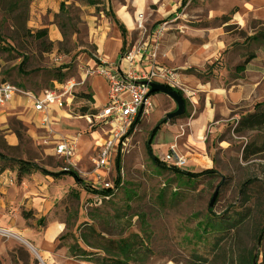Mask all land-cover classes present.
I'll return each instance as SVG.
<instances>
[{"label": "rangeland", "instance_id": "obj_1", "mask_svg": "<svg viewBox=\"0 0 264 264\" xmlns=\"http://www.w3.org/2000/svg\"><path fill=\"white\" fill-rule=\"evenodd\" d=\"M141 3L143 11H137L135 1H129L134 30L124 34L122 53L150 45L152 35L162 28L155 59L161 66L156 64L154 68L172 74L174 83L169 87L182 93L186 112L160 126L152 137V152L162 161L172 145L185 161L180 170L190 173L212 170L214 175L188 181L152 165L146 150L151 132L177 110L175 103L171 110L167 109L170 98L166 99L162 93L151 95L155 103L152 112L129 131L124 146L115 149L108 175L93 167L97 153L94 141L100 143V138L108 136V126L94 120L90 125L83 118V111L88 113L85 116H90L92 111L99 112L104 103L80 98L82 93L90 92V80L94 94L103 97L105 82L87 77L85 84L76 88L69 107L53 113L48 126L40 124L39 116L22 99H15V104L0 109V170L3 171L0 173L16 183L6 195L0 228L32 245L56 222L63 224V230L52 239V248L45 258L37 251L39 255L30 252L14 237L0 236V264H72L66 260V249L58 241L66 232V218L77 212L76 225L86 222V213L95 207L112 215V207H122L127 195L132 197V212L144 213L150 227L151 255L145 264H238L240 257L249 254L254 260L258 256L255 264L260 263L264 245H257V239L264 228V152L244 161L242 151L247 143L260 145L264 135L236 134L237 120L232 117L220 126L211 124L200 138L201 146L185 144L190 131L181 126L191 116L192 108L185 100L183 85L176 82L178 74L161 64L159 50L165 37L197 44L198 40L207 41L205 35L216 31L225 51L215 61L182 74L194 75L204 82L221 80L225 85L240 78L235 65L253 53L255 59L250 61L248 73H244V84L249 85L244 90L246 115L258 104L256 83L258 70L264 64V47L248 39L264 32V0H141ZM125 5L124 0H61L55 3V9L39 16L31 15L29 8L27 30L32 34L46 29L45 44L30 34L19 36L8 25L1 26L0 79L36 94L55 90L58 71L65 75L63 82H79L86 67L98 56L95 37L100 28L117 27L123 32L115 13ZM137 19L140 21L136 22ZM50 25L58 29L57 40L48 31ZM196 33H200L198 38L194 36ZM49 44L51 50L44 52ZM173 124L178 126L176 143L175 131L166 127ZM60 139L75 141L76 153L71 164L53 151L55 140ZM20 161L36 170L18 178ZM63 170L75 173L82 186L69 176L60 175ZM102 183L111 188L104 189ZM102 189L112 193L109 201L102 202V197L96 194ZM38 208L45 215L38 214ZM27 215L30 218L26 220ZM38 219H43L41 225ZM131 223L123 236L140 233L138 220L134 218ZM118 232L108 238L116 239ZM69 244L70 240L63 243Z\"/></svg>", "mask_w": 264, "mask_h": 264}, {"label": "crops", "instance_id": "obj_2", "mask_svg": "<svg viewBox=\"0 0 264 264\" xmlns=\"http://www.w3.org/2000/svg\"><path fill=\"white\" fill-rule=\"evenodd\" d=\"M57 1L60 2L61 0H31L30 14L39 16L42 13L46 12L48 9L51 8L55 9V3ZM124 1L127 3V5L122 6L115 13V20L118 21L119 26H122L123 32L120 33V30L117 27L109 29V28H105V26H102L100 30L97 32L95 37V42H96L95 44L97 46V52H98L97 58L99 57L100 59H102L107 63L115 64L123 72H127L132 69L148 70L151 64L147 62V59L140 60V56L135 55L133 53L132 61H128L125 58V56L131 50L122 53L124 47V38H123L124 34L130 33L134 30V26L130 27L123 18V15H127L129 18L132 19V16L129 13L130 11H132L130 10L129 1L130 2L135 1L136 4L134 5L135 10L137 9V11L138 10L143 11V5L141 3V0H124ZM243 14H244V10H243ZM241 21L242 23H244V16H242ZM133 25H134V21H133ZM48 31L53 36V38H55L56 40L58 39L59 33L55 25L48 26ZM199 34L200 33H196L194 36L198 38L200 36ZM216 36H217L216 31L214 32V34L208 33L205 35L207 41L202 42L198 40L197 44L196 43L192 44L190 43L189 40H185V39L175 40L172 37L170 38L165 37L160 45L159 55L162 57L161 64L167 66L166 68L169 67L168 69H171L172 71L178 74L176 82L178 81L180 85L181 84L183 85L182 87L185 92V98H186L185 100L188 101V103L191 105L192 108L191 116L189 118H186L185 121H183L185 124L181 126L182 128L186 127L190 131V135L185 138V144L187 143L189 145L201 146L200 138L202 137L203 133L208 129V127L211 126V124L215 126H220V124H222L223 122H225L226 120L232 117L238 121L241 117L244 116V100L246 96L245 91L249 89V85L244 84V73H248L249 67L251 66V62L246 66L245 71L239 73V77H240L239 79H235L227 85H225L224 82H222L221 80L216 81L212 79L210 81L204 82L194 75L182 74V71H186L187 69L199 68L205 62L211 63L213 60L215 61L218 58V56L221 54L220 52L225 51V49H223L225 48L223 41H219L216 38ZM96 61L93 62L91 66L88 65L86 68H92L95 65ZM156 64H158V66H161L157 62ZM236 66L237 65H235V67ZM92 77L101 79L100 77L97 76H92ZM82 80H84L82 84L84 85L85 82L87 81V77L84 78V74L81 76V80L79 82H81ZM101 80L103 81V79ZM256 84H257L256 90L258 91V95H259L257 103H264V64L262 66V69L258 70ZM88 87L90 91L88 93L91 94L92 99L94 98V100H96L97 102H103L105 104L107 97V87H106V92L101 94L104 95L101 98H98L94 94L95 90L92 87L91 80L89 82ZM166 99H168V97ZM166 99H164L163 101L167 103L168 101ZM16 102L14 100L11 104H15ZM104 104L102 106H104ZM167 104H168L167 109L169 110H171V108H173L172 106H174V102L171 99H170V103L168 102ZM65 107H67V105H65L64 108ZM64 108L63 109L54 108L51 114L53 115V113H56L57 111H63ZM38 116H39L38 119L40 120V115ZM166 127H171L175 131L174 142L176 143L177 142L176 133L178 132V126H176V124H173V125H166ZM100 139H101L100 143H99L100 140L94 141L95 149L104 140L103 138ZM15 185L16 183L14 184L12 181H9L4 173H0V199H1L0 217L4 216L5 207H6V195L9 192V190L13 188ZM37 212L38 214L45 215V211H41V209L39 208L37 209ZM62 230H63V224L57 222L52 224L49 228H47L42 238H38L34 240L35 241L34 245L36 244V247L33 245L35 251H37V253H40V255H42L43 258H45L47 254L49 255V251L53 245L52 239L55 238V236L58 233H60ZM60 246H63L62 248L66 249L65 258L67 261H69V263L85 264L69 259L67 257V248L64 245H60Z\"/></svg>", "mask_w": 264, "mask_h": 264}, {"label": "trees", "instance_id": "obj_3", "mask_svg": "<svg viewBox=\"0 0 264 264\" xmlns=\"http://www.w3.org/2000/svg\"><path fill=\"white\" fill-rule=\"evenodd\" d=\"M31 0H0V17L3 23L1 26L8 25L16 35L22 36L24 34H30L27 30V22L29 16ZM91 4V2H90ZM0 21V22H1ZM3 34L0 32V38ZM47 36V30H37L30 34V37L36 41H40L41 44H45L43 41ZM251 43L259 44L264 47V32H258L248 39ZM51 50V44L48 45L44 52ZM255 59V55L250 53L246 55L243 62L237 65L234 70L237 73L245 71L248 63ZM65 75L58 71L56 76L57 83H62ZM171 91H175L179 96L182 93L165 86ZM157 93H153L154 95ZM82 100L93 103L91 94L82 93L80 95ZM86 108V107H85ZM87 109V108H86ZM85 115L86 111H83ZM98 111H92V115ZM166 123V119H162L152 130L151 135L147 141L146 150L150 161L153 166L162 171H171L180 178H185L188 181L198 179L203 176H213L212 170H205L199 173H190L182 171L172 165L160 161L152 152L151 141L153 135L158 131L160 126ZM260 133L264 135V103H258L254 106L253 111L241 117L236 124L235 133ZM264 152V138L260 145L255 142L247 143L242 151V159L244 161L250 158L259 156ZM18 178L24 175L30 174L31 171L36 170L35 167L27 165L25 162H18ZM0 172H3L0 170ZM63 176H69L73 178L75 183L82 186L81 179L72 171L66 170L59 173ZM60 175H53L57 178ZM247 184L244 185V191ZM97 195L102 197L101 201L106 202L111 198L110 190L96 191ZM104 197H110L105 200ZM132 197L127 195L125 203L122 207L117 208L113 206L114 213L111 215L103 208L95 207L86 213V222L76 225L77 212H72L70 217H67L64 225L66 232L58 238V241L63 245L67 240L71 241V244L66 245L67 257L76 262L85 264H145L151 255L149 248V241L151 237L150 227L146 220L144 213H133L130 202ZM100 202V203H102ZM30 215H27L26 220L29 219ZM136 218L140 226V233H128L127 236H123L125 231L131 228L132 220ZM75 220V221H74ZM39 225L43 223V219L37 221ZM118 232L117 238H108L113 236V233ZM257 245H264V228L258 235ZM254 260L253 255L249 254L246 257H240L238 264H253L257 262ZM258 264H264V253L261 254V261Z\"/></svg>", "mask_w": 264, "mask_h": 264}, {"label": "built area", "instance_id": "obj_4", "mask_svg": "<svg viewBox=\"0 0 264 264\" xmlns=\"http://www.w3.org/2000/svg\"><path fill=\"white\" fill-rule=\"evenodd\" d=\"M139 19L136 22H139ZM162 30L159 28L155 31L150 45L145 44V47L136 51L132 50L125 56L128 61H132L133 53L139 55L140 60L147 59V62L151 64L148 70L132 69L123 72L115 64L107 63L98 57L95 65L92 68H87L84 72V78L100 77L107 87L106 102L101 110L95 115L83 117L90 125L94 120L108 126V136L96 147V158L93 160V167L97 171L103 172V175H108L110 172V160L115 149L119 145L124 146L123 141L126 140L129 131L152 112L154 103L149 84L172 86L174 83L172 74L162 68H154L159 47L157 42L161 37ZM83 82L84 80L81 82L65 81L58 83L55 90H44L36 94L24 91L0 79V109L7 107L15 99H22L26 107H30L34 113L40 115V124L48 126L52 120V110L54 108L63 109L65 105L69 107L76 88ZM53 151L71 164L76 153V145L72 140H55ZM161 160L176 168H180L185 163L184 159L177 154L174 146L169 147L167 154ZM102 185L104 189L111 188L107 183H102ZM104 198L107 200L110 197ZM0 236L13 237L12 233L1 228Z\"/></svg>", "mask_w": 264, "mask_h": 264}, {"label": "water", "instance_id": "obj_5", "mask_svg": "<svg viewBox=\"0 0 264 264\" xmlns=\"http://www.w3.org/2000/svg\"><path fill=\"white\" fill-rule=\"evenodd\" d=\"M149 87H150V94L162 93L166 95L168 98H170L176 104L177 110L166 116L167 121H170L172 119H177L185 113L184 100L176 92L169 90L167 87L163 85L155 84V83L149 84ZM213 200H214V197L211 200L210 207L212 206ZM253 264H255V262Z\"/></svg>", "mask_w": 264, "mask_h": 264}, {"label": "bare ground", "instance_id": "obj_6", "mask_svg": "<svg viewBox=\"0 0 264 264\" xmlns=\"http://www.w3.org/2000/svg\"><path fill=\"white\" fill-rule=\"evenodd\" d=\"M123 18L125 19L126 23L130 26L133 27V21L131 18H129L127 15H123ZM12 236L18 241L20 242L22 245H24L30 252H32L35 255H39L36 253L35 248L33 247L32 244H30L26 239H24L23 237L20 236H16L12 233Z\"/></svg>", "mask_w": 264, "mask_h": 264}]
</instances>
